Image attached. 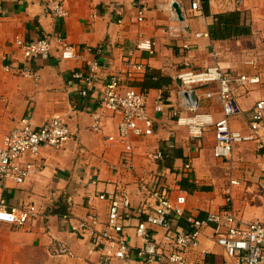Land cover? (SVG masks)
Wrapping results in <instances>:
<instances>
[{
    "label": "crops",
    "instance_id": "crops-1",
    "mask_svg": "<svg viewBox=\"0 0 264 264\" xmlns=\"http://www.w3.org/2000/svg\"><path fill=\"white\" fill-rule=\"evenodd\" d=\"M192 1L68 0V16L57 19L42 0H0V143L24 117L40 127L60 116L73 134L59 149H42L35 160L37 173L25 183L12 179L0 183V198L32 211L24 227L0 223V264H108L101 247L78 230L90 211L106 220L109 203L98 198L101 194L130 198L132 215L125 222V233L136 255L143 246L136 226L154 208L158 183L188 192L185 214L174 222L180 229L191 230L189 217L204 219L210 212L230 208L244 221L264 223V147L249 142L237 146L230 158H218L211 129L194 137L174 116L180 100L177 76L186 62L198 70L219 64L235 80L244 74L261 78L256 85L233 83L240 113L231 119V127L250 130L251 112L264 100V0H201L200 11L192 9ZM139 7L147 8L143 22L137 18ZM170 26L184 31L171 34ZM61 32L76 47L77 59L61 58L54 38ZM141 33L155 42L154 53L137 49ZM17 37L27 41L51 37L52 53L27 63ZM93 60L100 61L101 69L85 97L72 74ZM254 60L256 68L249 64ZM132 63H143L146 71L135 72ZM24 70L40 79L23 76ZM112 75H119L124 86L145 91L156 118L152 136L133 137L130 160L125 159L122 144L109 140L118 136V116L107 113L101 132L92 130ZM217 88L214 83L202 92ZM160 96L166 106L158 114L154 107ZM200 112L214 120L223 117L222 106L214 100H203ZM259 135L264 143V120ZM158 152L163 157L157 161L152 156ZM28 161L29 157L23 159ZM187 162L193 169L183 175ZM231 179L239 185H231ZM152 233L161 243L165 230L155 227ZM58 241L68 245L74 256L53 254ZM226 258L209 225L202 231L200 247L187 254V264H223ZM152 264L168 263L159 257Z\"/></svg>",
    "mask_w": 264,
    "mask_h": 264
},
{
    "label": "built area",
    "instance_id": "built-area-1",
    "mask_svg": "<svg viewBox=\"0 0 264 264\" xmlns=\"http://www.w3.org/2000/svg\"><path fill=\"white\" fill-rule=\"evenodd\" d=\"M42 1L55 18L65 19L68 16V0ZM192 9L200 11L201 0H193ZM146 10V7L138 8L139 22L144 21ZM0 11H3L1 5ZM168 31L173 34L184 29L170 26ZM54 38L59 43L62 59L78 58L77 49L68 41L66 34L61 32L54 35ZM16 44L27 63L38 58L46 59L53 50L51 37H41L33 41L17 37ZM136 46L138 50L151 54L155 50L153 39L142 33ZM184 48L190 49L188 45H184ZM249 64L256 68L255 60ZM131 67L137 73L146 71L143 63H132ZM185 68L177 76L181 83L178 92L180 100L174 107V116L178 124L188 127L194 137H200L204 131L211 129L215 138L214 154L218 158H230L237 146L249 142L257 143L262 149L264 143L259 133L264 120V100L258 101L252 110L248 132L231 127V119L240 113V107L233 94V83L238 81L242 84L256 85L261 82L260 76L244 74L235 80L219 64L198 70L187 61ZM100 69V61L93 60L87 62L85 69L72 74L83 96H88L89 89L98 80ZM21 74L36 81L40 79L37 73L30 70H24ZM214 83L218 84L217 90L202 92L204 88ZM206 99L220 103L223 110L222 118L214 120L211 115L200 112L201 102ZM165 106V100L160 96L156 100L155 113L164 112ZM100 109L94 115L92 130L101 132L102 119L107 113L118 116L120 118L118 136H110L109 140L118 141L123 145L126 160H130L134 153L133 137L143 138L154 134L156 118L150 112L147 93L135 87L124 86L119 75H112L106 82ZM72 136L69 125L60 116L53 117L40 127H35L29 117H24L0 143V183L7 179H12L18 184L25 183L37 173L35 160L39 158L42 149L44 147L59 149ZM25 157H29L31 161L23 162ZM162 157V152L152 156L157 161ZM192 169L191 162L185 163L183 175L190 174ZM231 185H239V181L231 179ZM226 194L228 202L231 203L230 189H227ZM98 198L109 203L106 220L103 221L98 214L90 211L80 221L78 230L82 236L89 235L96 247H101L108 264H152L159 257L168 264H187V254L200 247L202 231L209 225L213 226L216 243L223 248L227 257L223 264H264L262 221H244L230 208L210 212L204 219L187 218L191 230L176 227L174 222L184 216L188 202V192L180 187L176 190L165 183L157 184L153 193L155 206L147 214L146 220L136 226L137 235L143 241V246L136 255L133 254V246L125 233V222L132 215L130 198L118 194H101ZM31 215V209L10 206L4 197L0 198V223L24 227L30 221ZM155 227L165 230L161 243L153 236L152 229ZM166 249L171 252L166 253ZM51 250L55 255L74 256L72 249L60 241L55 243Z\"/></svg>",
    "mask_w": 264,
    "mask_h": 264
},
{
    "label": "water",
    "instance_id": "water-1",
    "mask_svg": "<svg viewBox=\"0 0 264 264\" xmlns=\"http://www.w3.org/2000/svg\"><path fill=\"white\" fill-rule=\"evenodd\" d=\"M176 10H177L178 15L181 16V11H180L179 7L176 6Z\"/></svg>",
    "mask_w": 264,
    "mask_h": 264
},
{
    "label": "trees",
    "instance_id": "trees-1",
    "mask_svg": "<svg viewBox=\"0 0 264 264\" xmlns=\"http://www.w3.org/2000/svg\"><path fill=\"white\" fill-rule=\"evenodd\" d=\"M248 31H249V30H248ZM182 186H183V187H187V186H186V183H183Z\"/></svg>",
    "mask_w": 264,
    "mask_h": 264
}]
</instances>
